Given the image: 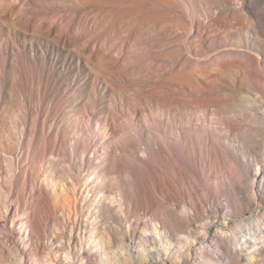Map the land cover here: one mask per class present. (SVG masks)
I'll return each instance as SVG.
<instances>
[{"label":"bare ground","instance_id":"obj_1","mask_svg":"<svg viewBox=\"0 0 264 264\" xmlns=\"http://www.w3.org/2000/svg\"><path fill=\"white\" fill-rule=\"evenodd\" d=\"M246 1L231 10L248 25L243 37L185 65L223 70L232 57L249 78L253 67L264 75L253 48L256 40L264 53V0ZM122 23L130 29L137 19ZM190 24L182 49L196 56L192 41L201 44L205 24ZM263 86L176 111L130 106L120 127L104 128L122 145L101 144L100 123L70 138L72 157L87 156L76 166L47 159L34 169L24 136L9 135L0 143V264H264ZM178 194L199 195L201 205L175 204Z\"/></svg>","mask_w":264,"mask_h":264},{"label":"rangeland","instance_id":"obj_2","mask_svg":"<svg viewBox=\"0 0 264 264\" xmlns=\"http://www.w3.org/2000/svg\"><path fill=\"white\" fill-rule=\"evenodd\" d=\"M245 1L220 7L225 0H0V143L7 145L12 133L22 134L34 169L47 159H59L60 167H66V159L76 166L87 156L72 157L70 138L100 123L101 144L122 145L104 128L120 127L132 106L141 114L176 111L216 94L261 88L259 68H251L249 78L232 57L223 70L190 67L183 59H203L224 50L226 41L242 38L248 25L231 10H242ZM130 18L137 24L129 29L122 22ZM192 19L205 24L201 44L192 41L196 56L182 49L193 33ZM253 48L264 58L256 40ZM57 149L64 154H55ZM139 153L128 156L130 161L137 163ZM186 195H175L173 203L190 198L201 205L199 195ZM157 199L164 202L160 195Z\"/></svg>","mask_w":264,"mask_h":264}]
</instances>
